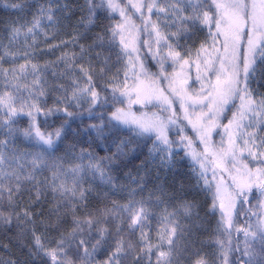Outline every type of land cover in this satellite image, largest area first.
<instances>
[{
	"label": "snow or ice",
	"instance_id": "snow-or-ice-1",
	"mask_svg": "<svg viewBox=\"0 0 264 264\" xmlns=\"http://www.w3.org/2000/svg\"><path fill=\"white\" fill-rule=\"evenodd\" d=\"M85 3L88 15L86 18L82 17L80 23L84 24L86 29L94 23L98 9L106 8L110 13L119 9L121 17L125 18L124 24H118L116 28H108L104 33L98 34L92 45L81 46L79 54L65 52L59 58L64 61L67 69L72 70L73 74H75L76 68H79L80 73L72 81L71 95L65 99L75 100L78 105L80 100L90 99L89 111H91V105H103L107 102V96L104 93L112 81L104 80V77L109 70L110 57L104 56L103 51L96 52L95 58L89 56L87 66L77 64V57L84 59L85 53H90L97 46L103 49L105 43L109 45L108 50L111 52L119 38L122 48L116 53L117 62L124 56L131 59V53L128 51L129 43L124 35L126 25L131 17L125 9L120 8L118 0H100V3H97L96 0H85ZM212 6L216 9L214 13L211 10ZM11 7L23 12L28 5L12 3ZM64 7L67 8V5ZM144 7H147L151 13L154 8H157V0H152L147 4L143 0L131 3V8L141 13V19H145L142 12ZM39 12L40 16H34V22L31 27L27 28V32H33L40 25L42 16H46L49 21L53 20L54 10L51 7L48 9L41 7ZM158 12L166 13L171 17L170 24L176 26V31L162 35L159 25L153 23L152 30L156 34L157 45L161 40L167 41L175 38L178 42L180 39L189 38L198 24L208 26L215 24V32L209 27V38L213 42V51H208L207 39L201 43L200 48L196 49L197 59L201 53L209 55V59L204 60L203 63L206 65L207 75L210 76L213 72L216 74L215 84L209 81L212 90L208 91L207 95L193 98L188 96L182 88H177L175 79L169 84L173 95L179 98L181 109L184 110L186 118L189 117L187 104L203 105L205 101H209L207 112L202 110L195 121L189 118V123L197 130L201 142L205 144L203 159H201V154L194 150L186 152V155L191 156L194 165L195 163L200 165L201 171L197 172L195 166L192 169L197 184L203 179L204 190L211 193V182L206 177L211 131L217 127L216 122L219 119V114L225 111V107L229 105L230 101L234 102L235 97H239L241 103L238 111L233 113L228 125L224 126L228 135V147H221L222 155L216 162V167H220L223 160L231 156L234 162L233 167L236 168L237 150L241 154L247 151L252 160L264 162V151H261L264 149V119H262L264 117V94L257 98V94L251 88V81L257 74V64L264 62V0H251V3L248 0H212V5H209L208 0H165V7L158 8ZM149 20L150 18L145 20V31H147ZM21 27L19 19L12 20L8 24L13 36L20 33ZM200 30L202 31L203 28ZM80 35L73 37V43L80 38ZM149 35L151 34L149 33ZM220 37H223L222 51L221 48L215 47ZM245 38L246 46L242 43ZM97 42L99 43L97 44ZM62 43L66 44L67 42ZM145 44L150 47L148 41H145ZM168 47L170 49L168 55L174 62L177 61L181 57V53L172 50L173 44H168ZM132 51H136V49L133 47ZM190 53L191 50H189ZM216 60L220 63L219 70L215 67ZM97 63L100 64L99 69L96 67ZM184 63L187 64L189 61L185 60ZM28 66V64H21L19 75L13 69L11 81L7 82L4 90L0 92V125L4 127L9 136H12L17 131L13 125L18 118L26 115L29 119V127L23 129L22 134L29 139L35 137L39 150L26 154L32 157L30 160L32 170L26 176H22L16 170L9 173V176L15 175L17 182L14 187L7 189L0 185V193L7 191L8 203L13 207H15L14 198L16 196H22L25 190L29 193L30 204L15 213V225L19 230L17 233L19 237L26 239L29 234L31 236V243L26 244V247L32 264H142L145 253L144 245L148 240V234L144 232V228L147 226L146 222L152 219V210L165 203L167 193L163 183L156 185V192H149L147 198L142 196L137 199V192L144 191L145 177L140 176L138 188L130 189L127 192L128 198L125 203L121 204L113 200L110 206L104 204L101 207L89 208L88 196L93 191V187L91 184L88 188L83 187L86 182V174L90 175L93 180L99 177L102 184L111 185L115 189L114 177L105 171L103 160H109L111 164L117 163L119 155H123V148L121 145H117L118 153L113 154L115 159L104 157L99 161L91 153L81 150L78 157L80 163L73 164L68 168H65L61 162L62 157L53 159L57 140L61 138L64 125L68 121L65 119L54 132L45 133L38 126L39 117H45L46 121L48 117L61 111L67 117H72L74 113L68 110L70 105H66L64 109L45 108L40 97L45 95L44 85L47 81L42 80L43 69L40 66L30 65L34 77L31 85L20 83L27 79ZM143 67L141 65L142 69ZM160 67L163 69V63L160 64ZM119 71L120 69H117V75L114 77L117 81ZM241 71L243 75H241ZM53 75H56L55 70H53ZM127 75V70H125L126 78ZM137 79H139V74H137ZM112 90L115 92L120 89L113 86ZM134 90L137 93V101L142 98L150 100L155 97L169 107L173 103L168 96L164 95L163 91L146 87L143 81H140ZM121 94H128L127 86ZM205 117L209 121L207 125L201 123ZM112 118L125 124L129 123L120 110L113 113ZM132 122L137 125L139 130L137 135L155 133L156 140L150 152L160 156L161 166L171 167L173 157L177 153L173 148L175 142L169 139L166 131L167 125L163 121L141 122L134 120ZM168 123L175 124L176 120L169 118ZM90 127L95 129L98 135H103L102 124L90 125ZM185 139L186 137L182 136L181 143ZM241 140L243 147L239 143ZM5 143L6 141H0V145ZM191 144L192 141L189 140L185 147L191 149ZM86 157L87 163H84ZM13 159H16L17 162L19 160L18 157H13ZM49 159H52L51 163H49ZM3 163L4 158L0 155V164ZM20 167L22 169L24 166L20 165ZM44 168L51 171V177L47 178L43 185L37 180L36 185L32 188L24 189L21 181L36 179L35 173ZM236 171L239 176H233L232 179L237 190L225 198L220 194V187L217 186L216 194L213 195V202L209 208V211L215 214L216 201H220L221 216L217 224L218 238L215 241L218 247L213 254L214 258L209 261L206 255L196 252L194 253L196 258L192 260V264H264V216H257L256 223H248L246 227H235L233 218V210L236 215H247L243 205L250 203L248 194L253 185L264 194V167H257L253 171L248 164H244L243 170L236 168ZM213 176H215V172H213ZM157 178L159 179V177ZM49 191L55 203L50 207L48 216L39 221V224L44 228V232H40L37 228L36 216L41 213L33 212L31 209L41 203L42 198L46 197ZM107 197L108 193H103V199L106 200ZM2 199L3 197L0 195V201ZM225 199L228 201L227 204H225ZM179 207L182 209L183 217L191 221L196 205L191 201H183ZM78 213L81 214L78 215ZM178 214V210L169 212L167 207L163 209L160 216L163 226L158 232L159 242L156 245L147 243V264H152L151 256L153 254L156 255L155 264H179L183 258V252H187L189 247L195 246V223L188 226L182 224ZM195 215L198 219V213ZM253 215L256 214L253 213ZM69 216H71L70 227L61 230ZM13 223L11 211L7 215L0 212V227L11 228ZM233 229L237 233H243L242 248L238 238L233 246ZM49 230L59 231L58 238L54 243L52 240L46 239L45 233ZM137 230L140 231L139 244L130 239ZM220 236L226 237V240L219 238ZM181 241L183 242L182 246ZM102 252L106 253L105 258L99 260L98 255ZM10 264H16V262L11 261Z\"/></svg>",
	"mask_w": 264,
	"mask_h": 264
},
{
	"label": "trees",
	"instance_id": "trees-1",
	"mask_svg": "<svg viewBox=\"0 0 264 264\" xmlns=\"http://www.w3.org/2000/svg\"><path fill=\"white\" fill-rule=\"evenodd\" d=\"M96 2L100 3V0H96ZM118 2L120 3V8L125 9L131 17L130 21L132 24L139 29L140 57L150 78L156 80V71L162 61L161 63H156L153 61L152 56L148 54V48L145 47V41L148 40V37L143 27L144 19H141V13L131 8V3H138L140 0H131V3L130 0H118ZM143 2L147 4L151 3L152 0H143ZM12 3H26L28 7L21 12L18 9H13L11 7ZM65 5H67V8L64 7ZM41 7L44 9L51 7L54 10L53 20L49 21L46 16H42L40 17V25L33 32H27V28L31 27L34 22V16H40L39 9ZM147 11V7L142 9L144 18L147 16ZM87 15L85 0H0V92L4 90L5 84L11 81L13 69L16 70L18 75L20 74L19 66L21 64L29 65L26 74L27 79L20 81L21 84L27 83L31 85V81L34 78L30 67L31 64H36L43 69L42 80H46L47 83L44 85L45 95L40 97V101L45 108L59 107L64 109L66 105H70L68 110L74 113L72 117H67L61 111L54 116L48 117L46 121L45 117L40 116L37 122L41 131L49 133L59 128L65 119L68 121L64 125L61 138L57 140L53 157V159L62 157L63 160L61 162L65 168L80 163L78 157L81 150L91 153L99 161L104 157H113L114 153H118L117 145H121L123 155H119L117 163L111 164L109 160H103L105 171L108 175L114 177L115 189L111 185L102 184L99 177L93 180L90 175L86 174V182L83 187L88 188L89 184L93 187V191L88 196L89 208L101 207L104 204L110 206L113 200L121 204L125 203L128 198L127 192L130 189L138 188L140 176L145 177L144 191L142 193L137 192V199L142 196L147 198L149 192H156V185L163 183L167 193L165 203L161 204L159 208L152 210V219L146 222L147 226L144 228V232L148 234V240L145 241V253L142 264H147L148 262L147 243L156 245L159 242L158 232L163 226L160 216L165 207H167L169 212L178 210V218L182 224L188 226L193 222L195 223L194 238L196 244L194 247H189L187 252H183V258L179 261V264H192V260L196 258L194 255L196 252L206 255L211 261L218 247L215 241L218 238L217 224L221 216L217 210L215 214L209 211L218 184L216 181L218 176L216 171L212 169L213 160L208 157L206 177L212 186V192L209 193L204 190L203 179L197 184L196 176L192 170L193 166H195L197 172L201 171L200 165L198 163L194 165L191 156L186 155V152L194 150L196 153L201 154V159H203L205 146L201 140L196 139L194 131L189 125L181 121V118L177 117L176 124L168 128L169 139L175 142L173 148L177 153L173 157L172 166L168 168L161 166L158 154L150 152L156 140L155 133L137 135L136 133L139 130L135 123L131 121L124 124L112 118V114L120 110L122 114L131 113L134 117L133 121L152 122L147 114L150 108L147 109L136 101L137 93L121 94L126 86L127 88L129 87L133 77L128 56H124L122 60L117 62L116 53L122 48L119 38H117L116 46L112 48L111 52L108 50L109 45L105 43L103 49L97 46L90 53H85L84 59L77 57L76 60L77 64L87 66L89 56L95 58L96 52L103 51L104 56L110 57L109 70L104 77V80L112 81V84L107 87L104 93L107 96V102L103 105H91V111H89L90 99L80 100L79 105L75 100L69 101L65 99L71 95L72 81L80 73L79 68H76L75 74H73L72 70L67 69L64 61L59 58L65 52L79 54L81 46L92 45L96 41L98 34L104 33L108 28H116L118 24H122L125 21V18L121 17L119 9L111 13L106 8L98 9L94 23L86 29L80 21L82 17L86 18ZM17 19H19L22 27L20 33L13 36L10 33L8 24L10 21ZM159 22V31L162 35L176 31V26L170 24L169 18ZM201 28H203L202 31L200 30ZM126 31L127 33L124 35L129 43L128 30ZM78 34H81L80 38L73 43V37ZM108 35L110 36V33ZM206 36L207 31L204 25L198 24L196 30L190 34L189 38L180 39L178 42L175 38L167 41L174 44L173 46L176 48L173 50L179 51L183 55L188 54L189 50H191V53H195L196 49L200 48L201 43L206 40ZM62 42L67 43L64 44ZM130 48L131 44L129 43V52ZM46 65L47 67L45 68ZM163 65L164 74H168L166 70L168 64ZM96 67L99 69L100 64L97 63ZM117 69H120L118 81L114 79L117 75ZM5 70L7 71L5 72ZM53 70H55V76L53 75ZM125 70L128 73L127 78L125 77ZM62 73L64 74L62 75ZM113 86H117L120 90L113 92ZM251 88L257 94V98L264 94V62L257 64V74L255 79L251 81ZM236 105L233 104L221 115L215 128L216 132L211 137L214 138V144L217 143L220 133L223 136V128L228 125L229 117L235 110ZM176 110L178 112L179 108ZM101 124L103 125L102 136L98 135L96 130L90 127V125ZM13 127L17 131L14 135L9 136L4 127L0 125V141H6L5 144L0 145V155L4 158V163L0 164V185H3L4 189L14 187L17 182L15 175L9 176V173H13L16 170L22 176H26L32 170L30 164L32 157L26 154L39 150L35 137L29 139L22 134L23 129L29 127V119L26 115L18 118ZM182 136L186 137L183 143H181ZM189 140L192 141L191 149L185 147ZM73 145L75 146L74 148L72 147ZM13 157H18V162ZM113 159L115 158L113 157ZM51 162L52 159H49V163ZM84 163H87V157ZM20 165L24 167L21 169ZM213 172H215V176H213ZM35 176L36 179L32 181H21L24 189L32 188L36 185L37 180L43 185L44 181L51 177V171L44 168L38 170ZM105 192L108 193L106 200L103 199V193ZM0 195L3 197L2 201H0V212L7 215L11 211L14 221L11 228L7 226L0 227V264H10L11 261H15L16 264H32L26 247V244L31 243V236L29 234L26 239L19 237L17 234L19 230L15 225V213L30 204L29 193L25 190L22 196H16L14 198L15 207L9 205L7 191H3ZM248 196L250 203H244L243 205L244 212L247 215H236L234 210L235 227H246L248 223L255 224L257 216H264L261 194L254 190ZM183 201H191L196 205L191 221L186 220L182 215V209L179 206ZM54 203L55 201H53L52 194L49 191L46 197L42 198L41 203L32 207L31 210L33 212L41 213V215L36 216L38 231L44 232V228L39 224V221L48 216L49 209ZM197 213L198 219L195 215ZM253 213L256 215H253ZM70 224L71 216L67 217L61 230L67 229ZM58 235L59 231L53 232L49 230L45 233L46 239L52 240L53 243L58 238ZM219 238L226 240V237L223 236ZM237 238L241 242L242 248L243 233H237L233 229V246H235ZM130 239L139 244L140 231L137 230L136 234ZM180 243L182 246L183 242L181 241ZM105 255L106 253H100L98 259L103 260ZM151 261L152 264H155V254L151 256Z\"/></svg>",
	"mask_w": 264,
	"mask_h": 264
},
{
	"label": "rangeland",
	"instance_id": "rangeland-1",
	"mask_svg": "<svg viewBox=\"0 0 264 264\" xmlns=\"http://www.w3.org/2000/svg\"><path fill=\"white\" fill-rule=\"evenodd\" d=\"M249 3H251V0H248ZM209 5H212V0H208ZM165 7V0H157V8H154L153 11L150 13L147 11V16L144 19L143 27L145 28V20L149 19V22L147 23V37H148V45L145 44V47L148 48V54L152 56V59L154 62H160L162 61L163 64H168L167 71L168 74H164V68L161 69V67H158V70L156 71V80L151 79L149 73L147 72L146 67L141 68V65H143V61L140 57V47H139V29L135 27L132 22L129 20L128 24L126 25V30H128V38L129 43L131 44L130 53H131V59H129L131 71H132V79L130 81L129 87L127 88L128 94L135 92L134 90L135 86L140 82L143 81L144 85L146 87L155 88L157 90L163 91L164 95L168 96L172 101L171 107H169L167 104L163 103L161 100H157L155 97L152 99H146L142 98L139 101H136L141 103L142 106L145 108H150L148 110V115L151 121H163L166 125V131L168 133V128L175 125L168 123L169 118L178 120L177 117L181 118L180 120L185 122L187 125L191 127V129L195 133L196 139H200V136L198 135L197 130H195L192 126V124L189 123V118L195 121L197 119V116L199 113L203 110L204 112H207V104L209 101H205L203 105L196 104L195 106L191 105L190 103L186 105L188 108L189 117H185V112L183 109H181L180 106V100L177 96L173 95L172 90L169 87V84L172 80L177 81V88H182L183 91L190 97L197 98L202 95H207L208 91H211V87L209 86V81H211L212 84H215L216 82V74L213 72L210 76L206 74V65L203 63L204 60L209 59L208 53H201L199 59H197L196 52L195 53H188L181 55L180 58L177 59V61H173V59L168 55L170 49L168 47L169 41L161 40L160 44L157 45L156 43V34L152 30V24L157 23L160 25V20H165L169 18L171 20L170 16H167L166 13L158 12V8ZM212 12L214 13L216 11L215 7L212 6ZM159 17V19H158ZM125 21L122 23L124 24ZM206 31H207V44H208V51H213V42L209 38V27H211V30L215 32V24L212 25H204ZM125 30L124 34L127 33ZM149 33L151 35H149ZM242 43L246 46V38L242 41ZM222 44H223V37L219 38V42L216 44L215 47L221 48L222 51ZM174 45V44H173ZM135 48L136 51H132V48ZM176 47L173 46V49ZM172 49V50H173ZM187 60L189 63L185 64L184 61ZM199 64V67L197 65ZM134 65V67H133ZM144 66V65H143ZM215 67L217 70H219L220 63L218 60L215 61ZM137 74H139V79H137ZM241 75H243L241 71ZM199 76V79H198ZM237 102V103H236ZM240 99L239 97L234 98V102L230 101L229 105L225 107V110H228L230 107H232L233 104H237L235 106L234 112H237L240 106ZM177 108H179L177 112ZM225 112V111H224ZM219 114V119L221 118V115L224 113ZM233 113L230 115V120L232 119ZM123 115L128 119L129 122L133 121L134 118L131 113H123ZM219 119L217 120V125L219 123ZM115 120V119H114ZM117 121V120H116ZM121 122V121H120ZM122 123V122H121ZM202 124L207 125L209 123L207 117L201 120ZM247 123V121H245ZM125 124V123H124ZM216 128V127H215ZM215 128L211 131V137L212 134L215 133ZM202 131V129H201ZM220 132V131H219ZM210 137V151L208 157L213 160V167L212 169L216 171L217 176V186L220 187V194L224 196L225 198L235 192L237 189L235 187V184L233 182V176H239V173H237L236 168H240L243 170V165L248 164L249 167L254 171L257 167H264V162L254 160L252 162V157L248 155L247 151H245L243 154H241L238 150L236 151V155L238 157V162H236V168L233 167V161L231 159V156L227 157L223 160L220 167H216V162L219 160L221 153V147L224 148L228 147V135L225 131V127L223 128V136L220 133V137L216 144L213 143L214 138ZM240 146L243 147V141L241 140ZM204 144V143H203ZM205 146V144H204ZM261 151H264V149H261ZM251 163V164H250ZM256 191L257 193L261 194V204L264 207V194H262L259 189L253 185L252 191ZM250 194V193H249ZM228 201L225 199V204H227ZM220 201H216V210L221 214L220 207H219ZM234 212V210H233Z\"/></svg>",
	"mask_w": 264,
	"mask_h": 264
}]
</instances>
